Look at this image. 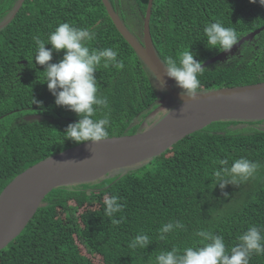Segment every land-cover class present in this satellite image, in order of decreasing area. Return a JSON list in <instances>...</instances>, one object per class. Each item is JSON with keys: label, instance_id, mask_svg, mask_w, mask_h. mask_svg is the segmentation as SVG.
I'll return each mask as SVG.
<instances>
[{"label": "trees", "instance_id": "16d2710c", "mask_svg": "<svg viewBox=\"0 0 264 264\" xmlns=\"http://www.w3.org/2000/svg\"><path fill=\"white\" fill-rule=\"evenodd\" d=\"M18 1L0 0V26ZM109 1L127 21L122 1ZM132 1L134 15L144 17L149 0ZM216 21L233 28L239 41L264 27V6L259 0H154L150 27L159 58L164 62L188 49L204 63L217 56L221 52L207 48L203 31ZM63 22L95 31L92 48L118 46L125 63L122 71L100 66L95 74L111 106L108 138L144 131L159 107L153 74L119 33L102 0H25L0 29V195L29 168L79 145L63 136L79 117L56 106L42 84L44 66L34 61L33 37L47 40ZM62 57L63 52L54 53L52 62ZM205 68L200 93L264 82V31L227 60ZM27 115L41 120L26 121ZM240 157L261 165L255 179L221 190L214 177L218 161L226 159L231 166ZM110 195H117L123 205L113 218L105 215L103 203ZM121 216L120 223H112ZM169 221L183 222L185 230L160 241L158 229ZM250 225L264 226V121H221L137 167L54 189L25 230L0 251V264H153L160 251L197 245L200 238L194 234L201 229L222 235L230 249ZM141 231L152 244L129 248ZM250 264H264V255L253 254Z\"/></svg>", "mask_w": 264, "mask_h": 264}, {"label": "clouds", "instance_id": "9594fccd", "mask_svg": "<svg viewBox=\"0 0 264 264\" xmlns=\"http://www.w3.org/2000/svg\"><path fill=\"white\" fill-rule=\"evenodd\" d=\"M257 3V0H251ZM264 6V0H259ZM206 46L209 50L229 52L238 44V36L233 28L225 27L220 21L208 23L204 29ZM96 38V32L88 27H77L68 22L60 23L51 31L47 40L34 36L37 46L34 61L44 66L40 72L44 83L55 98L58 107L66 108L79 117L78 121L69 124L63 133L64 141L76 144L91 142L98 144L108 139V128L111 124V106L109 98L102 94L96 78L97 69L114 67L118 71L125 69L123 59L119 58L118 46L97 49L90 47ZM51 45L49 49L46 46ZM63 52L58 62H52L54 53ZM191 49L184 50L177 57L169 56L163 62L166 76L176 81L181 95L195 100L201 90L199 77L207 70L204 62L197 59ZM161 88L166 84L159 76L154 78ZM40 104L34 99V104ZM102 113V115H98ZM220 167L214 170L216 186L221 190L228 185L239 186L255 179L261 165L246 157L234 159L229 166L228 160L218 161ZM225 196L227 194L225 193ZM105 215L113 218L122 212L123 205L117 195L105 196ZM124 219H112L118 224ZM185 230L181 221H169L158 229V239L167 241L170 234ZM200 238L197 245L183 248L173 246L155 255L153 264H250L253 254L264 255V226L250 225L238 237V242L230 249L222 235L211 230L201 229L195 232ZM152 244L151 237L139 232L128 244L133 250L147 249Z\"/></svg>", "mask_w": 264, "mask_h": 264}, {"label": "water", "instance_id": "95a60500", "mask_svg": "<svg viewBox=\"0 0 264 264\" xmlns=\"http://www.w3.org/2000/svg\"><path fill=\"white\" fill-rule=\"evenodd\" d=\"M25 0H19L9 24ZM119 33L133 47L151 73L163 80V89L179 104L157 123L133 135L109 137L98 144L81 143L52 156L16 177L0 195V251L27 227L45 198L63 186L92 183L121 170L132 169L161 154L185 137L221 121H264V82L202 92L195 100L181 95L175 80L166 76L151 36L150 20L154 0H149L143 19L142 38L129 31L109 0H102ZM264 27L242 37L229 52H221L204 67L223 62L243 44L253 41ZM155 83H157L155 81ZM159 84V83H158ZM26 121L41 120L27 115Z\"/></svg>", "mask_w": 264, "mask_h": 264}, {"label": "rangeland", "instance_id": "374dc122", "mask_svg": "<svg viewBox=\"0 0 264 264\" xmlns=\"http://www.w3.org/2000/svg\"><path fill=\"white\" fill-rule=\"evenodd\" d=\"M122 1V8L125 11L124 14L127 17V21L123 20L125 23L126 27L129 29V31L132 33V29L130 28L133 27V30L135 31V36L139 39L142 38V29H143V24H142V19L144 17L138 16L136 17L134 15V12L132 11V5L133 1L132 0H121ZM134 24V25H133ZM133 25V26H132ZM140 29V30H137ZM156 87L158 89V95H159V107L150 115V117L146 120L144 123L145 128H149L153 124L157 123L160 119H162L167 113H169L174 107H176L179 102L172 98L168 93L165 92L163 88L160 87L158 83H155ZM175 88H177L179 91L182 92V90L177 87L176 81L174 82ZM148 121L152 122L150 125L148 124Z\"/></svg>", "mask_w": 264, "mask_h": 264}, {"label": "flooded vegetation", "instance_id": "af4514ba", "mask_svg": "<svg viewBox=\"0 0 264 264\" xmlns=\"http://www.w3.org/2000/svg\"><path fill=\"white\" fill-rule=\"evenodd\" d=\"M144 19V18H143Z\"/></svg>", "mask_w": 264, "mask_h": 264}]
</instances>
